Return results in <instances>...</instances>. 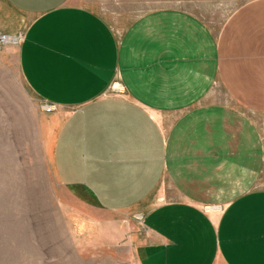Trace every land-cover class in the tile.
Returning a JSON list of instances; mask_svg holds the SVG:
<instances>
[{
    "label": "crops",
    "instance_id": "crops-1",
    "mask_svg": "<svg viewBox=\"0 0 264 264\" xmlns=\"http://www.w3.org/2000/svg\"><path fill=\"white\" fill-rule=\"evenodd\" d=\"M121 26L78 0H0L75 231L138 264H264V0L220 26L176 8Z\"/></svg>",
    "mask_w": 264,
    "mask_h": 264
},
{
    "label": "rangeland",
    "instance_id": "rangeland-1",
    "mask_svg": "<svg viewBox=\"0 0 264 264\" xmlns=\"http://www.w3.org/2000/svg\"><path fill=\"white\" fill-rule=\"evenodd\" d=\"M112 25L176 8L220 26L247 0H78ZM17 46L0 56V264H138L131 246L103 247L73 227L46 147L51 111L24 84ZM7 48V47H6Z\"/></svg>",
    "mask_w": 264,
    "mask_h": 264
},
{
    "label": "built area",
    "instance_id": "built-area-1",
    "mask_svg": "<svg viewBox=\"0 0 264 264\" xmlns=\"http://www.w3.org/2000/svg\"><path fill=\"white\" fill-rule=\"evenodd\" d=\"M22 35H7V34H0V56L2 51L7 46L18 45L22 40Z\"/></svg>",
    "mask_w": 264,
    "mask_h": 264
}]
</instances>
